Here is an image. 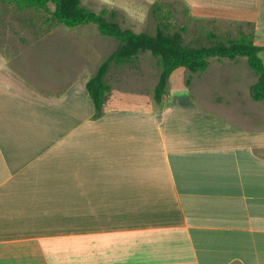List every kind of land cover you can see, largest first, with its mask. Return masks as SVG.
Listing matches in <instances>:
<instances>
[{"label":"crops","instance_id":"obj_1","mask_svg":"<svg viewBox=\"0 0 264 264\" xmlns=\"http://www.w3.org/2000/svg\"><path fill=\"white\" fill-rule=\"evenodd\" d=\"M175 1L253 24L264 48V0ZM51 25L17 36L0 18V264H264V101L248 62L231 74L240 59H210L173 89L176 71L151 109L118 105L112 67L95 118L93 49Z\"/></svg>","mask_w":264,"mask_h":264},{"label":"trees","instance_id":"obj_2","mask_svg":"<svg viewBox=\"0 0 264 264\" xmlns=\"http://www.w3.org/2000/svg\"><path fill=\"white\" fill-rule=\"evenodd\" d=\"M14 4L20 10L43 9L51 12L49 20L68 28H76L94 24L103 36L114 38L119 45L98 68L87 83V90L94 102L95 118L103 115V107L111 86L107 76L113 66H121L144 53H150L157 59L160 75L154 91V99L161 104L168 92V84L173 74L178 70L191 73L204 72L208 69L210 59L236 60L245 58L258 77L251 88V97L255 101H264V60L261 53L263 47L255 44L254 34L242 32L235 40H213L209 45H194L185 41V28L177 29L164 21L162 8L158 3L152 6V15L157 21L154 34L149 32L136 33L129 28H123L117 20L118 12L104 9L97 13L83 5V0H2ZM50 5L54 7L50 10ZM252 25L251 23H247ZM210 39L216 37L209 35Z\"/></svg>","mask_w":264,"mask_h":264},{"label":"rangeland","instance_id":"obj_3","mask_svg":"<svg viewBox=\"0 0 264 264\" xmlns=\"http://www.w3.org/2000/svg\"><path fill=\"white\" fill-rule=\"evenodd\" d=\"M158 3L161 8V16L164 21L175 26L177 29L185 28V41L194 45H209L213 40L229 41L240 37L242 32L254 34V26L247 23H233L223 20L197 19L191 15L190 9L185 3L175 0H83V5L97 13L104 9L118 12L117 20L123 28H129L136 33L149 32L154 34L157 28V21L152 15V6ZM53 11L54 7L49 6ZM2 24L11 33L21 36V30H33L34 33H41L42 29L47 30L52 23L47 20L51 12L43 9L20 10L16 5H6L0 11ZM56 26V25H55ZM80 32L77 40H82L86 46H90L94 68L100 65L112 55L118 48V41L114 38L103 36L98 27L94 24L79 26L75 28ZM212 34L216 38L210 39ZM215 63L219 60L211 59ZM242 67L238 71H230L231 74H245L247 63L245 58H240ZM213 63V62H212ZM189 71L179 70L175 73L170 87L179 88L181 80H185ZM159 65L157 59L150 53H144L132 61L121 66H113L109 76V83L112 86V96L118 100V105L125 108H144L148 105L153 108L155 105L154 91L159 81ZM252 75H254L252 73ZM117 102V101H116ZM254 103V102H253ZM256 104H262L256 102ZM157 106V105H156Z\"/></svg>","mask_w":264,"mask_h":264}]
</instances>
